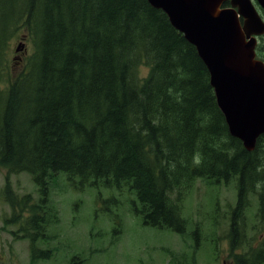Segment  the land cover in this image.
I'll return each mask as SVG.
<instances>
[{
	"label": "trees",
	"instance_id": "1",
	"mask_svg": "<svg viewBox=\"0 0 264 264\" xmlns=\"http://www.w3.org/2000/svg\"><path fill=\"white\" fill-rule=\"evenodd\" d=\"M25 36V56L11 58L12 40ZM1 168L14 209L6 223L24 215L10 175L28 172L40 186L20 228L35 262L52 254L37 245L41 210L49 180L65 172L81 187L128 188L144 224L182 234L195 182L235 181L231 256L264 264V241L246 249L244 238L251 193L264 219V133L252 151L230 133L197 48L149 0H0ZM82 263L77 255L67 264Z\"/></svg>",
	"mask_w": 264,
	"mask_h": 264
},
{
	"label": "rangeland",
	"instance_id": "2",
	"mask_svg": "<svg viewBox=\"0 0 264 264\" xmlns=\"http://www.w3.org/2000/svg\"><path fill=\"white\" fill-rule=\"evenodd\" d=\"M253 1L264 18V11ZM12 42L11 47L19 44L22 49L18 45L20 52L11 51V58L21 60L28 40L25 36ZM263 42L258 40L257 45ZM14 66L16 71L22 68L19 62ZM7 173L5 168L0 169V264H67L77 255L82 257V264H234L229 227L237 202L235 181L198 179L182 202V215L187 220L182 234L144 224L142 216L133 210V200L139 204L137 196L128 188L120 193L115 187H81L79 180L70 181L65 172H59L49 180L48 203L41 210L45 234L37 240L38 247L52 254L35 262L30 235L25 236L20 228L33 215L26 212L27 208L32 207L31 203H40V186L28 172L10 175L20 203L18 210L21 208L24 215L19 223H6L14 212L3 193ZM24 196L29 202L18 199ZM257 196L250 194L245 214L246 249L249 243L264 241V219L259 215Z\"/></svg>",
	"mask_w": 264,
	"mask_h": 264
},
{
	"label": "water",
	"instance_id": "3",
	"mask_svg": "<svg viewBox=\"0 0 264 264\" xmlns=\"http://www.w3.org/2000/svg\"><path fill=\"white\" fill-rule=\"evenodd\" d=\"M226 1L149 0L197 48L230 133L252 151L264 133V60L256 50L264 18L253 0ZM256 2L264 10V0Z\"/></svg>",
	"mask_w": 264,
	"mask_h": 264
},
{
	"label": "flooded vegetation",
	"instance_id": "4",
	"mask_svg": "<svg viewBox=\"0 0 264 264\" xmlns=\"http://www.w3.org/2000/svg\"><path fill=\"white\" fill-rule=\"evenodd\" d=\"M224 5H225V6H229V5H230V0H227V1L224 3ZM261 10H263V9L261 8ZM263 11H264V10H263ZM261 15H262V14H261ZM242 20H243V19H242ZM258 40H264V35L259 36V37H258ZM259 45H260V44H259ZM259 45H257V47H256L257 49L259 48V47H258ZM260 46H261V45H260ZM263 46H264V42H263ZM257 49H256V50H257ZM258 51H259V50H257V54H258ZM259 58H261V57H259ZM261 59L264 60V54L262 55V58H261Z\"/></svg>",
	"mask_w": 264,
	"mask_h": 264
}]
</instances>
